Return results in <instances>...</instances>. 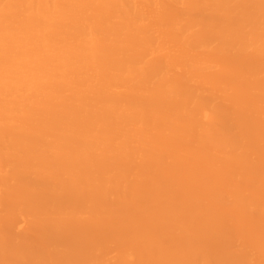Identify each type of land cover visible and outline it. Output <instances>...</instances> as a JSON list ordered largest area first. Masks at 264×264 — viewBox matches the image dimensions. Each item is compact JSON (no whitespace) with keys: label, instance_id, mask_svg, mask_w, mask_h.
Returning a JSON list of instances; mask_svg holds the SVG:
<instances>
[{"label":"bare ground","instance_id":"1","mask_svg":"<svg viewBox=\"0 0 264 264\" xmlns=\"http://www.w3.org/2000/svg\"><path fill=\"white\" fill-rule=\"evenodd\" d=\"M0 264H264V0H0Z\"/></svg>","mask_w":264,"mask_h":264}]
</instances>
